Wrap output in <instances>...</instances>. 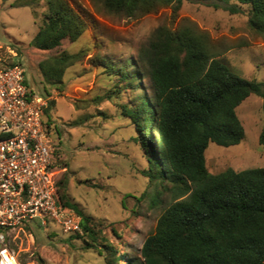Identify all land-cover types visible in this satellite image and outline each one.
Here are the masks:
<instances>
[{
    "label": "rangeland",
    "instance_id": "obj_1",
    "mask_svg": "<svg viewBox=\"0 0 264 264\" xmlns=\"http://www.w3.org/2000/svg\"><path fill=\"white\" fill-rule=\"evenodd\" d=\"M70 2L90 15L88 29L74 42L65 38L56 48L39 50L28 43L42 22L45 1L0 0V67L19 60L32 94L54 100L49 113L54 178L67 180L69 200L89 217L97 239L70 238L51 218L48 228L34 227L31 221L10 231L9 239L21 264H105L104 256L110 251L105 245L116 250L123 264L127 256L140 255L169 195L143 176L145 152L124 112L141 93L150 95L148 79L141 75L136 86L129 87L118 68L110 70L92 59L105 58L117 67L137 63L139 49L157 26L170 23L172 9L160 7L127 17L109 12L100 0ZM229 4H235L238 12H230L221 2L215 8L206 2L181 0L174 25L190 20L224 45L240 44L221 59L240 77L264 82V42L247 27L249 6L233 0ZM80 50L85 56L65 70L61 90L47 82L38 67L41 60L61 51ZM263 101L264 96L251 92L236 107L244 128L238 143L208 142L204 158L209 173L227 167L235 171L264 167V143L258 140L264 123Z\"/></svg>",
    "mask_w": 264,
    "mask_h": 264
},
{
    "label": "trees",
    "instance_id": "obj_2",
    "mask_svg": "<svg viewBox=\"0 0 264 264\" xmlns=\"http://www.w3.org/2000/svg\"><path fill=\"white\" fill-rule=\"evenodd\" d=\"M44 1L46 11L28 43L31 47L50 50L65 38L76 41L88 29L90 15L70 0ZM100 1L109 12L127 17L172 9L170 23L155 28L139 49L137 63L117 67L105 58L92 59L110 70L118 68L129 87H135L141 75L148 79L150 95L141 93L124 112L145 152L143 176L169 195L140 255L127 256L123 264H264V167L209 173L204 158L209 141L230 146L243 138L236 107L251 92L264 96V82L240 77L221 59L240 44L224 45L190 20L174 25L181 0ZM196 1L215 8L225 3L230 12H238L231 0ZM233 1L249 6L247 27L264 42V0ZM84 56L83 50L61 51L38 67L47 82L61 90L65 70ZM53 106L50 99L42 109L48 133ZM258 140L264 143V123ZM54 183L58 204L79 218L82 229V234L68 237L96 241L89 217L68 198L67 180ZM34 227L41 228L36 221ZM105 247L110 251L104 263L120 264L116 250Z\"/></svg>",
    "mask_w": 264,
    "mask_h": 264
},
{
    "label": "built area",
    "instance_id": "obj_3",
    "mask_svg": "<svg viewBox=\"0 0 264 264\" xmlns=\"http://www.w3.org/2000/svg\"><path fill=\"white\" fill-rule=\"evenodd\" d=\"M25 69L0 67V264H21L9 233L51 218L64 234L79 233V218L56 199L52 149L42 121L47 99L32 95Z\"/></svg>",
    "mask_w": 264,
    "mask_h": 264
},
{
    "label": "clouds",
    "instance_id": "obj_4",
    "mask_svg": "<svg viewBox=\"0 0 264 264\" xmlns=\"http://www.w3.org/2000/svg\"><path fill=\"white\" fill-rule=\"evenodd\" d=\"M16 61H17V60H16ZM22 66H23V65H22ZM23 67H24V66H23ZM24 69H25V68H24ZM25 76H26V75H25ZM25 82H26V80H25ZM26 86H27V85H26ZM27 88H28V86H27ZM28 89H29V88H28ZM30 91H31V90H30ZM31 94H32V92H31ZM32 95H33V94H32ZM36 96H37V95H36ZM46 103H47V102H46ZM45 106H46V105H45ZM54 179H55V178H54ZM30 222H31V221H30ZM30 222H28V223H30ZM32 222H33V221H32ZM23 226H25V224H24ZM23 226H22V227H23ZM22 227H21V228H22ZM40 227H41V226H40ZM41 228H43V227H41ZM46 228H48V225H47V227H45V228H43V229H46Z\"/></svg>",
    "mask_w": 264,
    "mask_h": 264
},
{
    "label": "water",
    "instance_id": "obj_5",
    "mask_svg": "<svg viewBox=\"0 0 264 264\" xmlns=\"http://www.w3.org/2000/svg\"><path fill=\"white\" fill-rule=\"evenodd\" d=\"M263 109H264V101H263Z\"/></svg>",
    "mask_w": 264,
    "mask_h": 264
}]
</instances>
